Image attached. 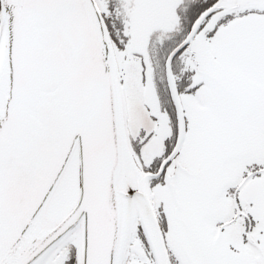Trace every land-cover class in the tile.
<instances>
[{
    "label": "snow or ice",
    "instance_id": "6c2138e0",
    "mask_svg": "<svg viewBox=\"0 0 264 264\" xmlns=\"http://www.w3.org/2000/svg\"><path fill=\"white\" fill-rule=\"evenodd\" d=\"M0 264H264V0H0Z\"/></svg>",
    "mask_w": 264,
    "mask_h": 264
}]
</instances>
